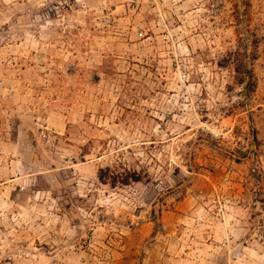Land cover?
<instances>
[{
	"label": "rangeland",
	"instance_id": "1",
	"mask_svg": "<svg viewBox=\"0 0 264 264\" xmlns=\"http://www.w3.org/2000/svg\"><path fill=\"white\" fill-rule=\"evenodd\" d=\"M0 264H264V0H0Z\"/></svg>",
	"mask_w": 264,
	"mask_h": 264
}]
</instances>
